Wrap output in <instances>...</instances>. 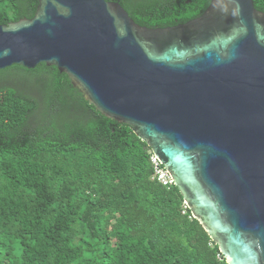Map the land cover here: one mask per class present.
I'll list each match as a JSON object with an SVG mask.
<instances>
[{
    "label": "water",
    "instance_id": "water-1",
    "mask_svg": "<svg viewBox=\"0 0 264 264\" xmlns=\"http://www.w3.org/2000/svg\"><path fill=\"white\" fill-rule=\"evenodd\" d=\"M0 24V70L45 63L128 124L171 174L228 264H264V13L211 0L149 28L108 0H37Z\"/></svg>",
    "mask_w": 264,
    "mask_h": 264
},
{
    "label": "trees",
    "instance_id": "trees-1",
    "mask_svg": "<svg viewBox=\"0 0 264 264\" xmlns=\"http://www.w3.org/2000/svg\"><path fill=\"white\" fill-rule=\"evenodd\" d=\"M108 1L149 28L184 24L211 4ZM38 6L0 0V24L32 19ZM151 154L57 67L0 70V264H228L178 187L153 178Z\"/></svg>",
    "mask_w": 264,
    "mask_h": 264
},
{
    "label": "built area",
    "instance_id": "built-area-1",
    "mask_svg": "<svg viewBox=\"0 0 264 264\" xmlns=\"http://www.w3.org/2000/svg\"><path fill=\"white\" fill-rule=\"evenodd\" d=\"M151 163L154 167V179L165 187L174 185V180L168 170L165 168L159 157L152 151Z\"/></svg>",
    "mask_w": 264,
    "mask_h": 264
},
{
    "label": "rangeland",
    "instance_id": "rangeland-1",
    "mask_svg": "<svg viewBox=\"0 0 264 264\" xmlns=\"http://www.w3.org/2000/svg\"><path fill=\"white\" fill-rule=\"evenodd\" d=\"M13 81L17 84L19 87H24L26 89H34V85L32 84L31 80H18V78H13Z\"/></svg>",
    "mask_w": 264,
    "mask_h": 264
}]
</instances>
